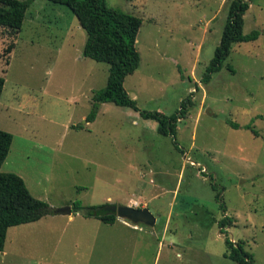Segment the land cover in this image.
<instances>
[{
    "label": "rangeland",
    "instance_id": "rangeland-1",
    "mask_svg": "<svg viewBox=\"0 0 264 264\" xmlns=\"http://www.w3.org/2000/svg\"><path fill=\"white\" fill-rule=\"evenodd\" d=\"M107 2L142 19L139 66L124 80L139 109L170 115L191 96L175 138L112 102L87 122L108 64L82 56L86 33L66 5L34 0L18 33L0 28V129L13 136L1 171L56 210L76 200L124 204L160 220L116 218L141 229L124 235L134 240H113L118 234L98 230L94 218L48 214L7 230L0 264H237L226 238L264 264V0H249L243 16V32L259 37L234 43L207 82L230 0Z\"/></svg>",
    "mask_w": 264,
    "mask_h": 264
},
{
    "label": "trees",
    "instance_id": "trees-1",
    "mask_svg": "<svg viewBox=\"0 0 264 264\" xmlns=\"http://www.w3.org/2000/svg\"><path fill=\"white\" fill-rule=\"evenodd\" d=\"M33 1L0 0V28L6 27L13 33H18L26 11ZM48 1L66 5L77 17L86 33L82 56L108 64L106 83L92 92L91 109L86 121L95 119L101 103L112 102L118 106L133 108L139 111L142 117L155 120L157 131L162 135H170L174 139L178 120L187 114L192 104L191 96L183 99L180 108L173 114L166 115L159 111L139 109L136 101L124 88L126 76L139 66L140 55L136 48V39L142 19L109 5L107 0ZM249 4V0H230L219 44L206 66L202 82H207L214 72L220 71L234 43L254 41L259 37L258 29H253L248 33L243 32V16ZM227 68L234 72L230 64H227ZM4 82V77L0 75V98ZM227 121L233 128L240 127L236 122ZM245 128L250 129L255 135L258 134L250 125H246ZM12 138L10 132L0 129V251L4 249L8 228L37 221L48 214H57L56 209L30 193L22 177L13 172L1 171V166L10 151ZM174 145L178 150L183 151L177 146L176 141ZM211 187L214 190L217 189L212 182ZM109 204L84 205L76 200L71 208L83 217H91L106 224H113L117 217L107 210ZM221 208L224 209V206L221 205ZM226 220H228L227 216L219 223V227L223 228ZM225 244L226 255L231 260L237 264H255L253 254L244 249L241 241L226 238Z\"/></svg>",
    "mask_w": 264,
    "mask_h": 264
},
{
    "label": "water",
    "instance_id": "water-1",
    "mask_svg": "<svg viewBox=\"0 0 264 264\" xmlns=\"http://www.w3.org/2000/svg\"><path fill=\"white\" fill-rule=\"evenodd\" d=\"M107 210L110 213H114L117 218L127 219L132 223H140L147 226H154L159 222L160 218L154 213V211L148 207H133L124 204H109ZM57 214H71V206H65L56 210Z\"/></svg>",
    "mask_w": 264,
    "mask_h": 264
},
{
    "label": "crops",
    "instance_id": "crops-1",
    "mask_svg": "<svg viewBox=\"0 0 264 264\" xmlns=\"http://www.w3.org/2000/svg\"><path fill=\"white\" fill-rule=\"evenodd\" d=\"M134 201V200H133ZM131 206V205H130ZM134 207V206H133ZM73 213V212H72ZM71 213V214H72ZM54 215H57V214H54ZM70 215V214H69ZM75 216H81L83 219H85L86 218V220L87 219H89V218H91V217H83L81 214H79L78 212H76L74 215H71V216H68V218H67V221H72V220H74V218H75ZM95 219V218H94ZM96 220H98V219H96ZM98 221H100V220H98ZM35 222V221H34ZM31 223V222H30ZM26 224V223H25ZM101 224H104V225H106V226H100L99 228H98V230H102L103 232H105V231H107V233H113V234H118V235H113V237L114 238H112L113 240H124V239H127V238H131V239H135V237L134 236H129V237H127V236H124V235H127V233H133V231L135 230V229H141V227H139L138 225H117V224H115V222L113 223V224H106V223H102V221H101ZM9 229V228H8ZM49 230H52V229H48L47 231H49ZM91 234L93 233V231L95 230L94 229V227H92L91 229ZM122 233H124V234H122ZM100 239H109V236H101V238H97V237H95V236H92V240L94 241V240H100ZM2 253H4V249H3V251H1ZM177 255H180V253H177Z\"/></svg>",
    "mask_w": 264,
    "mask_h": 264
}]
</instances>
